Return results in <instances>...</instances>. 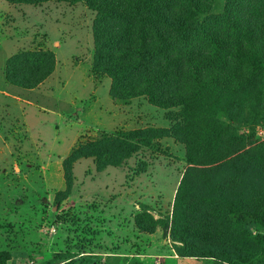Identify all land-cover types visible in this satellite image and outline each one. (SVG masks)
<instances>
[{
	"label": "trees",
	"instance_id": "1",
	"mask_svg": "<svg viewBox=\"0 0 264 264\" xmlns=\"http://www.w3.org/2000/svg\"><path fill=\"white\" fill-rule=\"evenodd\" d=\"M6 1H84L96 14L93 73L112 80L114 101L144 98L171 122L78 143L63 162L65 189L56 208L73 192L79 160L93 158L103 171L172 139L185 147L187 168L163 231L179 256L264 264V140L244 130L264 123V0H227L220 15L214 0ZM56 65L51 51H24L9 59L6 80L35 90ZM151 219L139 220V228L154 233ZM13 255L25 256L0 251V264H11ZM74 257L64 252L44 264H76Z\"/></svg>",
	"mask_w": 264,
	"mask_h": 264
},
{
	"label": "rangeland",
	"instance_id": "2",
	"mask_svg": "<svg viewBox=\"0 0 264 264\" xmlns=\"http://www.w3.org/2000/svg\"><path fill=\"white\" fill-rule=\"evenodd\" d=\"M226 3L214 0L213 13L222 14ZM95 18L84 1L0 0V251L25 254L11 264H44L64 252L76 264H222L179 256L163 231L187 168L185 147L172 139L103 171L93 158L79 160L73 192L56 208L63 162L78 143L171 125L168 113L144 98L114 101L112 80L93 73ZM39 50L55 54L54 74L37 90L10 85L9 59ZM244 130L264 140V123ZM150 217L154 233L137 224Z\"/></svg>",
	"mask_w": 264,
	"mask_h": 264
},
{
	"label": "crops",
	"instance_id": "3",
	"mask_svg": "<svg viewBox=\"0 0 264 264\" xmlns=\"http://www.w3.org/2000/svg\"><path fill=\"white\" fill-rule=\"evenodd\" d=\"M41 87H42V85H41ZM40 88V87H39ZM37 90V89H36Z\"/></svg>",
	"mask_w": 264,
	"mask_h": 264
}]
</instances>
